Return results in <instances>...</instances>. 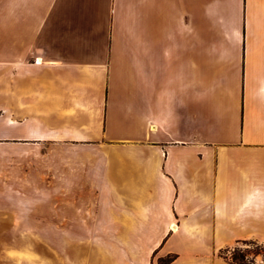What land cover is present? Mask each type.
Here are the masks:
<instances>
[{
    "label": "crops",
    "instance_id": "0c3cea01",
    "mask_svg": "<svg viewBox=\"0 0 264 264\" xmlns=\"http://www.w3.org/2000/svg\"><path fill=\"white\" fill-rule=\"evenodd\" d=\"M7 106L110 235L168 264L264 246V0H0Z\"/></svg>",
    "mask_w": 264,
    "mask_h": 264
},
{
    "label": "rangeland",
    "instance_id": "374dc122",
    "mask_svg": "<svg viewBox=\"0 0 264 264\" xmlns=\"http://www.w3.org/2000/svg\"><path fill=\"white\" fill-rule=\"evenodd\" d=\"M5 95L4 102L9 101ZM9 116V106L0 109V264H168L172 260L144 251L139 237L110 235L107 205L91 202L98 200L91 194L99 189L65 186L58 145L12 141ZM234 240L231 237L228 249L220 254L226 264H233L234 252L245 261L264 259L263 245Z\"/></svg>",
    "mask_w": 264,
    "mask_h": 264
},
{
    "label": "trees",
    "instance_id": "16d2710c",
    "mask_svg": "<svg viewBox=\"0 0 264 264\" xmlns=\"http://www.w3.org/2000/svg\"><path fill=\"white\" fill-rule=\"evenodd\" d=\"M227 249H228V248L222 250V251L220 252V254H222L223 252H225ZM224 257H226V256L224 255ZM243 258H244V256L239 255V254H237L236 252H234V253L230 256L231 262H232L233 264H250V263L253 262V260L245 261Z\"/></svg>",
    "mask_w": 264,
    "mask_h": 264
},
{
    "label": "bare ground",
    "instance_id": "6f19581e",
    "mask_svg": "<svg viewBox=\"0 0 264 264\" xmlns=\"http://www.w3.org/2000/svg\"><path fill=\"white\" fill-rule=\"evenodd\" d=\"M172 228L174 229V228H175V226H172Z\"/></svg>",
    "mask_w": 264,
    "mask_h": 264
}]
</instances>
